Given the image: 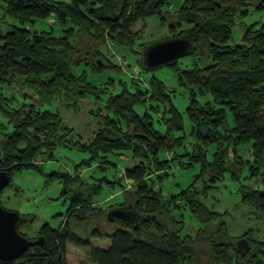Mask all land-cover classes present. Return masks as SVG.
<instances>
[{"label": "trees", "instance_id": "16d2710c", "mask_svg": "<svg viewBox=\"0 0 264 264\" xmlns=\"http://www.w3.org/2000/svg\"><path fill=\"white\" fill-rule=\"evenodd\" d=\"M5 3V18L20 26L8 32L0 29V84L19 89L30 102L13 106L12 100L0 97V171L11 179L23 170L43 174L42 163L61 146L90 154L75 165L74 175L46 174L47 183L62 184L68 209L58 228L44 224L35 240L28 239L35 244L21 261L68 264L71 245L87 248L91 264H200L193 246L206 238L200 235L207 224L226 214L207 208L199 197L227 178L240 184V203L252 208L249 216L259 220L262 239L243 231L239 239L249 241V251L242 253L235 246L238 238L231 239L229 227L222 222L219 240L210 244L211 264H264V24L245 22L252 14L264 12V0H183L176 15L169 14L170 0ZM168 15L175 16L177 23L165 26ZM151 17L171 34L160 42L181 38L190 44L182 66L179 60L168 66L188 102L184 113L173 103L174 91L144 67L143 55L141 79L134 77L140 82L109 76L121 74L113 61V45L127 48L134 57L137 47H143L144 53L151 45L138 44L143 32L134 30ZM42 21L51 24L49 30L31 29ZM237 27L242 30L238 42ZM146 73L150 74L142 78ZM90 75L102 79L94 84ZM116 88L120 90L113 92ZM101 95L107 96L104 107L90 112L97 129L85 143L76 139L57 111L41 109L55 102L77 109L82 99ZM136 106L144 110L143 115ZM177 140L188 150L189 161L174 164L182 169L200 167V172L186 189L167 197L163 184L170 179L171 168L159 158L176 155ZM186 141H191L189 147ZM112 157L137 162L108 178L106 172L117 169ZM92 166L99 175L83 179L81 171ZM126 180L133 183V190H126ZM105 190V195L128 191L135 199L103 208L97 202ZM122 208L147 220L107 234L94 230L92 238L110 240L107 248L92 246L74 231L75 225L103 215L115 224L108 215ZM163 217L177 227L175 231L165 229ZM187 217L196 222L194 235L188 231ZM156 231L164 232L159 237Z\"/></svg>", "mask_w": 264, "mask_h": 264}, {"label": "rangeland", "instance_id": "374dc122", "mask_svg": "<svg viewBox=\"0 0 264 264\" xmlns=\"http://www.w3.org/2000/svg\"><path fill=\"white\" fill-rule=\"evenodd\" d=\"M6 0H0V29L4 32H8L12 26H20L19 23L10 18H5L3 7L6 5ZM55 2L70 3L72 0H54ZM171 6L169 8V14L176 15L178 14L179 9L182 6L183 0H170ZM167 16L165 19L164 25H174L177 23V18L175 16ZM247 24H252L255 22L264 24V12L263 13H254L245 21ZM51 24L48 21L37 22L34 26L31 27L32 30L42 31L49 30ZM135 32L140 31L141 37L138 41V44L145 43L147 45L160 42L163 38L171 35L169 31L160 26V22L156 17L148 18L143 22H139L135 28ZM166 30V31H165ZM56 32H59L58 27L55 28ZM236 36V42L240 40L242 30L240 28L234 29ZM139 53L136 54V57L132 55L127 48L120 47L118 45H113L111 51L114 62H116L120 68L121 74L119 73H110L109 76L116 77V79H122L124 82H128L130 78L140 76V64L142 62L143 47H137ZM142 53V54H141ZM188 58V57H187ZM186 57L179 59V66L181 67V62H184ZM186 62V61H185ZM150 73H153L158 79L162 80L170 90L174 91L173 94V103L178 108V110L184 113V110L187 105V100L183 91L178 86L177 77L170 67H161L154 70H151ZM149 73V74H150ZM149 74L142 75L147 77ZM133 76V77H132ZM106 76H103V80ZM137 78L136 79L137 81ZM102 79V78H101ZM98 76H89L91 83H98L101 81ZM141 79V76H140ZM139 79V80H140ZM144 81V79H143ZM140 82V81H137ZM144 82L142 83L143 86ZM120 89L116 88L113 92H118ZM7 97L9 100H12L13 106H20L22 104H28L30 101L25 99L23 94L19 89H15L10 86H3L0 84V97ZM106 95H101L100 99H96L93 96H88L79 103L78 108H66L62 104H57L56 102L52 105L42 106L41 109H48L52 111H57L62 118L63 122L70 127L76 139L80 142L85 143L89 141L94 131L97 129L95 125V120L93 115L90 114L91 111H95L99 108H103L105 104ZM15 102L17 104H15ZM135 110L138 114L143 115L144 110L140 106H136ZM186 132L188 133L189 123H186ZM180 134H176V137ZM189 138V137H188ZM187 138V139H188ZM176 141L177 152L176 155L171 153L160 154V161H168L171 168L169 170L170 179L165 181L163 184L164 193L168 196L186 189L194 181V177L199 174L200 167H194L192 169H182L181 167L174 164L176 161H185L188 162L187 152L185 148H181V145H178ZM187 142V141H186ZM190 142L185 143V146L189 147ZM171 154V155H170ZM90 158L88 152H82L75 149H69L66 147H58L54 153V157L50 160L38 161L42 163V171L44 173H39L35 170H23L21 172L15 173L12 176L10 185L3 190L0 194V204L2 207L11 212L18 213L21 217L26 220L25 223L21 224L19 227L20 233L25 236L27 239L35 240L38 237V232L44 224H49L52 229H56L64 220V215L67 212L69 201L64 199L61 196L62 184L58 181L47 183L46 174L51 171H61L68 172L71 175L75 174V165L80 163L82 160H87ZM111 159V158H109ZM113 161L116 162L117 169H111L106 172L108 178L116 177V173H121L126 167L133 166L136 162L129 158L120 159L112 157ZM135 162V164H134ZM178 164V162H176ZM97 176L99 173L94 172V167L90 169H83L81 171V176L83 179L88 180L91 176ZM156 177V176H154ZM153 177V179H154ZM126 190H133V183L130 181H124ZM202 182L196 184L198 189H201ZM249 186V184H248ZM239 187L240 184L234 180L221 181L216 184V188L213 190H208L205 193L204 198L199 197L201 201L207 208L217 212L225 213L226 216H222L221 219H218L216 222L207 224L204 228V232L201 233L199 242L193 246L195 255L199 258L200 264H211V247L210 244L213 240H219L220 229L218 225L224 223L229 227L230 233L233 238L239 240V236L243 234V231H250V234H253V238L262 239L260 235L261 227L259 226V220L255 219L253 215L249 216V213L252 212V208L248 210L247 205H242L240 203L239 196ZM203 189V188H202ZM128 191L117 190L108 195L106 190L102 197L98 200L97 205L103 208L110 206H117L121 203H131L135 199L133 195L127 193ZM118 207V206H117ZM187 216V215H186ZM189 221L188 231L190 234L194 235L195 231L193 230L196 222L187 217ZM162 222L165 225V229H171L173 227L174 231L177 227L173 225L168 218H162ZM77 224V223H76ZM120 223H115L110 225L106 217L100 216L97 219H89L84 221L81 224L75 225L74 231L84 240L88 241L92 246H98L99 248H107L109 241L108 239H95L92 238V233L94 230L97 232L100 231L102 234L111 233L116 228L120 227ZM164 229V230H165ZM163 230V229H162ZM162 232H155L157 236ZM68 264H91L87 256V248L83 247H74L69 246L67 253Z\"/></svg>", "mask_w": 264, "mask_h": 264}, {"label": "water", "instance_id": "95a60500", "mask_svg": "<svg viewBox=\"0 0 264 264\" xmlns=\"http://www.w3.org/2000/svg\"><path fill=\"white\" fill-rule=\"evenodd\" d=\"M84 3V0H76ZM190 44L185 39L175 38L164 42H156L146 48L143 53V64L147 70H154L161 67L172 66L177 61L187 55ZM11 178L5 172L0 171V194L10 185ZM111 221L120 223L121 226H138L147 219L138 217L127 208L116 209L109 213ZM156 227L160 230L163 225L153 218ZM26 220L16 212L5 210L0 204V263L2 264H28L21 261L22 255L28 247L35 243L28 240L18 231L20 224ZM238 251L247 253L249 251V241L245 238L235 242Z\"/></svg>", "mask_w": 264, "mask_h": 264}]
</instances>
